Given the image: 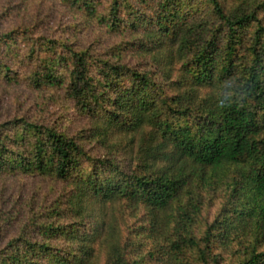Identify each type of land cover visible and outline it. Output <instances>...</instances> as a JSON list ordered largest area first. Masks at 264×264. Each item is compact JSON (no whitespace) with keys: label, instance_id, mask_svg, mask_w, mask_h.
<instances>
[{"label":"trees","instance_id":"1","mask_svg":"<svg viewBox=\"0 0 264 264\" xmlns=\"http://www.w3.org/2000/svg\"><path fill=\"white\" fill-rule=\"evenodd\" d=\"M62 3L128 39L0 33V81L60 91L89 123L0 122V178L62 186L0 212V264H264V0Z\"/></svg>","mask_w":264,"mask_h":264},{"label":"rangeland","instance_id":"2","mask_svg":"<svg viewBox=\"0 0 264 264\" xmlns=\"http://www.w3.org/2000/svg\"><path fill=\"white\" fill-rule=\"evenodd\" d=\"M16 27L29 28L39 37L68 39L81 49L91 48L97 53L107 52L128 39L119 34H110L107 28L98 26L95 21H88L82 13H72L62 0H0V33ZM148 59L147 55H140L134 50H129L123 56L124 62L129 65ZM62 97L63 93L55 89L38 91L25 83L12 85L0 81V122L26 118L37 124L57 126L73 135L89 123L79 117ZM94 153L101 155L104 151L96 149ZM61 189L60 184L49 179L1 177L0 212L10 210L25 213L33 197L35 208L48 206ZM113 209V212H119L121 207L117 205ZM127 212L121 209L117 215L123 216ZM130 220V223L134 221ZM118 224L124 234L128 226L126 221L119 217Z\"/></svg>","mask_w":264,"mask_h":264}]
</instances>
